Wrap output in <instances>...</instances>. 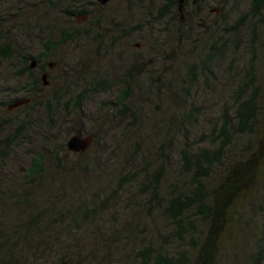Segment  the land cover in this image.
I'll use <instances>...</instances> for the list:
<instances>
[{
  "label": "rangeland",
  "instance_id": "1",
  "mask_svg": "<svg viewBox=\"0 0 264 264\" xmlns=\"http://www.w3.org/2000/svg\"><path fill=\"white\" fill-rule=\"evenodd\" d=\"M167 1L116 0L100 6L90 0H0V36L3 38L8 35L14 39V29L18 26L22 30L19 35L24 38L20 39V48L14 45L16 53L11 59H3L0 54V145L5 136L16 131L19 124L32 120H39L41 125L53 123L49 129L40 127L37 134L28 138L30 145L9 148L6 157L3 144V150L0 149V186L4 184L18 202L23 200L19 190L33 193L32 189L25 187L26 178H22V174L32 155L39 151L45 164L42 187L49 192L48 199L53 201L54 206L62 198L64 202L71 197L77 199V203H74L76 206L81 204V208L84 204L90 208L108 199L105 206L97 211L82 213L89 217L88 226L82 230L87 227L103 232L104 237L109 235L108 230L132 234L137 236V243L143 237L145 242L153 236L156 238L154 242L164 245L173 256H178L179 251L186 252L193 264H200V247L205 242L208 224L205 225L201 216L192 212L189 215L191 226L186 225L187 233L183 237H176L171 235L175 232V226L162 216L159 217V213L155 221H150L154 209L150 210L142 198L139 186L143 176L139 173L144 169L154 172L158 164L165 161L167 170L157 181L159 195L167 197L174 186L184 188L187 185L184 182L188 178L181 180L177 171L180 165L179 151L184 141L193 151L204 147L205 143L202 142L206 138L202 134L207 135L215 122H221L217 118L225 109L231 112L236 82L245 75L252 62L248 44L253 27L254 82L260 88L263 100V115L259 118L261 125L256 134L255 150L262 154L260 158L264 162V8L255 19L244 18L238 23L249 12L252 0H203L195 4L188 1L184 14L200 24L201 33L206 32L203 43L210 42L212 34L215 38L221 37L227 53L215 59L213 74H209L208 78L199 73V67L198 78L190 87L196 88V93L191 90L195 93L191 106L190 103H183L187 95L180 88L186 87L185 81L189 80L192 62H197L198 57L202 56L201 50L206 51V47L202 42L194 41V35L189 41H180L175 30L164 29L166 21H161L157 12ZM74 5H83L81 8L88 15L66 17L62 11L74 8ZM35 19L40 20L43 26L69 28L84 35L68 46L56 49L49 56L46 63L55 64L51 69L46 68L50 83L47 88L40 86L36 96H33L36 99H33L23 93L25 90L22 85L25 82L17 79L15 70L22 68L18 59L25 58L31 63L34 60L30 58L43 48L46 38L44 33L28 32ZM236 26L239 31L235 34L232 33V27ZM183 34L187 35L186 32ZM1 46L3 43L0 42ZM131 68L134 70L132 102L127 107H131L133 113L125 116L127 109L124 106L114 107L115 98L123 88L114 85ZM97 81L108 86L97 93L84 94L83 98L86 99L83 103H76L78 95L81 96ZM21 98H27L28 102L8 109L10 101ZM48 98L53 102L47 101L49 103L40 108L29 105L37 99L41 102ZM72 100L75 108L70 105L66 107L65 103ZM107 104L113 108H108ZM190 108L191 112L188 111ZM186 112L192 117L186 118ZM48 113L50 118L45 117ZM73 135H93L94 138L86 151L73 153L66 146ZM249 137L255 139V134L244 137L242 146ZM55 156L58 157L56 161ZM135 175L137 178L131 183L122 181L127 178L131 180ZM214 177L217 178L216 174ZM208 183V188L212 189L211 185L218 181L209 179ZM261 186L259 181L252 179L248 188H243L245 197V192L251 194L252 206L243 203L244 209L235 207L237 211L233 216L243 211L244 217L239 219L238 216L230 226L218 223L214 229L211 228L215 244L212 264L254 262L252 256L257 251L254 246L257 236L253 238L252 235H258V228H264L259 210L264 202ZM80 194L83 203L78 199ZM32 200H35L33 196ZM49 203H45L49 210L44 219H49L50 223L40 221L41 225H49L52 220L59 219L56 214L59 209L50 207ZM20 217L24 223L25 215ZM77 221H80L79 217ZM57 225L61 226L53 228L60 234L62 231L65 236L73 234L70 231L72 221H67L65 226ZM190 234L195 240H191ZM107 241L103 240L100 244ZM109 244L114 246L117 243ZM22 249L27 253L25 248ZM124 249L134 255L131 246H125ZM115 262L113 260L107 264Z\"/></svg>",
  "mask_w": 264,
  "mask_h": 264
},
{
  "label": "trees",
  "instance_id": "2",
  "mask_svg": "<svg viewBox=\"0 0 264 264\" xmlns=\"http://www.w3.org/2000/svg\"><path fill=\"white\" fill-rule=\"evenodd\" d=\"M90 1L95 4L94 0ZM202 1L200 0V2ZM49 4L53 6L51 1H49ZM74 6V8H67L62 11L63 14L68 18L77 15H88L87 11L81 8L83 5ZM76 7L80 9H76ZM185 8L183 2V19H181L182 14L178 12V0H168L163 8L158 10L157 16L161 21H166L163 25L166 31L175 30L178 34L177 38L180 41H189L194 35V41L203 43L207 37L206 32L201 33L199 29L200 24L195 23L184 14ZM263 8L264 0H252L249 12L238 23L243 21L244 18L248 19L251 17L255 19V16H258ZM40 22V20L35 19L33 25L30 24L28 32L44 33L46 37L41 52L30 58L42 64V67L40 71H37L36 75H32V73L26 75L22 71L18 73L17 77L18 80L23 79L25 82L22 85L23 90H25L23 93L31 96L33 99H36L34 97L38 88L43 86L42 75L48 67L46 60L49 56L56 49L68 46L84 35L78 30L55 28L53 26L47 27L43 26ZM183 29H186L184 31L187 33L186 36L183 34ZM232 29H234L232 33L235 34L239 31L237 26L235 28L232 27ZM14 31V39L7 37L8 35H5L3 38L0 36V42L3 43V46L0 47V54L3 59H11L16 53V48H13L14 45L17 48L22 46L20 39L23 37L19 35L22 30L16 26ZM203 35L202 39L199 38ZM221 39V37L215 38L212 34L211 41L203 43L206 51L202 49V56L198 57L197 62H192L189 70V80L185 81L186 87L180 88L187 95L183 103L187 102L190 105L194 103L196 88L190 87L198 78L197 71L199 67H201L202 71L199 73L208 78L209 74H213L212 70L215 59L227 54L225 43ZM248 45L252 54V62L249 64L245 75L236 82L230 106L231 112L229 109H225L217 118L221 122H215L212 125V130L207 135L202 134V137L206 138L202 142L205 143L204 147L193 151L184 141L179 151L180 165L177 171L181 180L188 178L187 182H184L187 185L184 188L174 186L167 197H161L157 191V181H160L161 176L167 170L165 161L160 162L157 170L154 172L150 173L144 169L139 173V175L143 176V182L139 186L142 198L148 203L150 210L154 209L153 214L150 215V221H155L160 214L159 217L162 216L175 226V232L171 233V235L176 237H183L182 235L187 233L186 225H190L191 223L189 215L192 212L200 215L205 225L208 224L209 227L204 235L205 242L200 247V264L213 263L214 252L212 249L215 244L213 242L214 231L212 229L216 227V224L227 223L230 226L236 222L238 216L239 219L244 217L243 211L238 216H233L237 211L234 209L235 207L242 210V208H245L243 203L249 207L252 206L251 194L245 192L246 197L242 194L243 188H248L252 183V179L261 183V187H263L262 197L264 199V162L260 158L262 154H258L257 149L255 150V143H257L256 134L259 132L261 125L259 118L263 115L261 106L263 100L260 88L254 82V27L251 29ZM24 70L30 71L28 60L24 61ZM133 72V68L127 70L125 76L114 85L123 88L115 98L116 106L114 107L124 106L127 109L125 116L133 113L131 107H127L132 102L131 81L134 78ZM47 81L50 83L49 78H47ZM107 86H103L98 81L92 83L86 91H83L81 96L78 95L76 98L78 102L76 101V103H83V100L86 99L83 98L84 94L97 93L100 89L102 90ZM45 87L47 88V86ZM161 89L158 88V90ZM191 90H195V93H192ZM25 100L27 98L15 99L10 101L9 103L11 104L9 105L11 106L15 102ZM47 101L50 102L51 100L48 98L40 102L37 99L34 103H29V105L33 108L36 106L40 108L48 104L49 102L47 103ZM54 101L58 102V100ZM72 102L74 100L65 103L66 107L70 105L75 108ZM110 104H107L108 108H113ZM188 111L191 112V108ZM189 112H186V118L192 117L189 115ZM45 117L50 118V113ZM38 121L32 120L28 123H18L16 131L5 136L2 140L5 145L4 157H6L9 148L21 146L22 144L30 145L31 142L28 138L37 134L40 127L49 129L53 125V123L51 125H41ZM254 134L255 139L252 137L247 138L246 144L242 146L241 140ZM3 144L0 145L1 151L3 150ZM57 158V156L54 157L55 161ZM44 172V157L37 151L32 155L24 174H22V178H26L24 181L25 187L33 191V193H27L23 189L19 190L22 194L23 203L22 201L18 202L19 200H14L13 194L9 189L4 187V184L0 186V264H107L113 260L117 261L115 264H193L191 258L186 255V252L179 251L178 256H173V254L167 252V248L164 245H157L154 242L156 238L153 236L148 237L145 242H143V239H145L143 237L137 243V236L132 234L115 233V231L108 230L107 233L109 235L104 237L103 232L99 233V231L90 230L87 227L82 230L89 223V217L82 215V213L97 211L101 206H105V202H108V199L105 202L95 203L90 208L86 204L81 208V204L76 206L77 199L71 197L72 200L64 202V198H62L58 199L54 206L53 201L48 199L49 192L42 187ZM214 174L217 176L216 179ZM136 178L137 175L132 176L131 180L127 178L122 181L131 183ZM209 179L218 181V183H214L215 185H211L212 189L208 188L210 186V183H208ZM122 183L119 184L120 187ZM121 189H124V187ZM32 196L35 200H32ZM78 199L83 203L81 194L78 196ZM46 202H50V207L53 208L54 206V208L59 209L58 213H56L59 215V219L52 220V224L41 225L40 221L50 223L49 219H44L49 210L45 207ZM262 203L263 205L259 206V210L264 226V202ZM22 215H25L26 221L24 223L20 219ZM77 217L80 218L79 222L77 221ZM67 221H72V225H70L72 227L70 230L73 232L72 235L65 236L63 231L60 234L54 230V226H61L57 224L64 225ZM258 230V235H252L253 238L257 236L255 245L251 242L252 246L254 245L257 248V251L252 256L254 260L252 264H264V228H258ZM8 231H11L13 234H9ZM190 238L191 240H195V237L191 234ZM103 240L108 241L105 244H100ZM108 242H115L117 244L110 246L111 244ZM120 245H122L121 248H119ZM125 246H131L134 255L131 252L125 251ZM22 247L26 249L27 253ZM125 255H131V257L129 258Z\"/></svg>",
  "mask_w": 264,
  "mask_h": 264
},
{
  "label": "water",
  "instance_id": "3",
  "mask_svg": "<svg viewBox=\"0 0 264 264\" xmlns=\"http://www.w3.org/2000/svg\"><path fill=\"white\" fill-rule=\"evenodd\" d=\"M100 5H105L106 3L110 2V1H114V0H96ZM183 2L184 0H178V12L182 14L183 12ZM181 19H183V14L181 16ZM31 67H34V63H32ZM42 81H43V85L47 86L48 85V81H47V76L43 75L42 76ZM28 101H18L15 102L13 105H11L9 107V109H13V108H17L18 106L24 105L26 104ZM94 136L93 135H87L85 137H81L79 135H74L71 136L67 142V149L70 152L73 153H81L86 151L90 145L91 142L93 140Z\"/></svg>",
  "mask_w": 264,
  "mask_h": 264
},
{
  "label": "flooded vegetation",
  "instance_id": "4",
  "mask_svg": "<svg viewBox=\"0 0 264 264\" xmlns=\"http://www.w3.org/2000/svg\"><path fill=\"white\" fill-rule=\"evenodd\" d=\"M95 1V3H97V4H99L96 0H94ZM114 1H116V0H114ZM188 1L189 0H184V7H185V4L187 5L188 4ZM110 2H113V1H110ZM110 2H108V3H110ZM191 2H192V4H195V3H197V2H200V0H191ZM93 3V2H92ZM108 3H106L105 5H107ZM94 4V3H93ZM100 5V4H99ZM105 5H100V6H105ZM137 47H139V45H137ZM14 56V55H13ZM12 56V57H13ZM21 63H22V68L21 69H16L15 71L17 72V73H21L22 71L26 74V75H30V73H32V75H36L37 74V71H40V68L42 67V64H40V63H38L36 60H34L33 62H31L30 63V71H25L24 70V61L26 60L25 58L23 59V58H20V59H18ZM32 63H34V67H31V65H32ZM55 66V64L54 63H49L48 64V67L47 68H49V69H51V68H53ZM125 74L126 73H124L123 74V76H125ZM43 75H46L47 76V72H43ZM42 75V76H43ZM27 78V77H26ZM47 78H48V76H47ZM28 79V78H27ZM27 79H25V80H27ZM25 101H27V100H25ZM81 137H83V136H81Z\"/></svg>",
  "mask_w": 264,
  "mask_h": 264
}]
</instances>
